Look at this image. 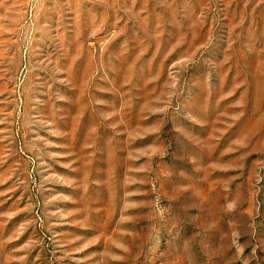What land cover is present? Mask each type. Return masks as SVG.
I'll return each instance as SVG.
<instances>
[{"label":"rangeland","instance_id":"rangeland-1","mask_svg":"<svg viewBox=\"0 0 264 264\" xmlns=\"http://www.w3.org/2000/svg\"><path fill=\"white\" fill-rule=\"evenodd\" d=\"M0 264H264V0H0Z\"/></svg>","mask_w":264,"mask_h":264}]
</instances>
